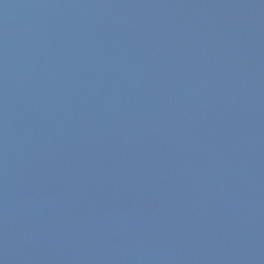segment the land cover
<instances>
[{
    "label": "water",
    "instance_id": "water-1",
    "mask_svg": "<svg viewBox=\"0 0 264 264\" xmlns=\"http://www.w3.org/2000/svg\"><path fill=\"white\" fill-rule=\"evenodd\" d=\"M0 264H264V0H0Z\"/></svg>",
    "mask_w": 264,
    "mask_h": 264
}]
</instances>
